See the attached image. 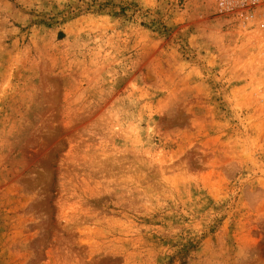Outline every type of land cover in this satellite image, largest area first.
I'll use <instances>...</instances> for the list:
<instances>
[{
  "label": "rangeland",
  "instance_id": "obj_1",
  "mask_svg": "<svg viewBox=\"0 0 264 264\" xmlns=\"http://www.w3.org/2000/svg\"><path fill=\"white\" fill-rule=\"evenodd\" d=\"M213 0H0V264H264V61Z\"/></svg>",
  "mask_w": 264,
  "mask_h": 264
},
{
  "label": "built area",
  "instance_id": "obj_2",
  "mask_svg": "<svg viewBox=\"0 0 264 264\" xmlns=\"http://www.w3.org/2000/svg\"><path fill=\"white\" fill-rule=\"evenodd\" d=\"M216 10L236 32L243 34L264 61V0H213Z\"/></svg>",
  "mask_w": 264,
  "mask_h": 264
}]
</instances>
